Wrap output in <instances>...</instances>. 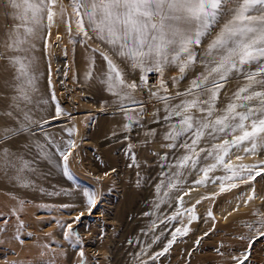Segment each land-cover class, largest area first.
Returning <instances> with one entry per match:
<instances>
[{
	"label": "rangeland",
	"instance_id": "rangeland-1",
	"mask_svg": "<svg viewBox=\"0 0 264 264\" xmlns=\"http://www.w3.org/2000/svg\"><path fill=\"white\" fill-rule=\"evenodd\" d=\"M0 2V37H2L5 26L11 28L4 22L14 24L15 21L5 17L2 0ZM63 3L67 6L70 0H63ZM69 24H71V32L68 28ZM36 43L35 55L38 57L39 67L42 68H39V71L42 70L46 82L45 89L50 109L46 115L39 116L31 112L29 114L34 120L46 119L50 123L44 124L43 130L33 125L35 135L22 134L14 137L6 146L15 157H22L23 160L31 162L30 167L34 171L25 169L18 173L17 169L20 168L21 162L15 160V157H13L15 168L0 167V221H6V223L0 222V229H6L0 231V264H145V262L146 264H236L232 257H241L245 249L250 251L249 259L245 264H264V238L257 240L250 248L247 239L239 238L255 235V232L246 225L261 218L257 213L264 214V172L254 181L237 182L238 187L224 192L220 191V181L212 183L209 180V185L208 183L202 185L203 189L196 197L187 198L193 184H196L195 180L201 179L203 174L186 169L183 170V175L173 176L177 169L175 167L169 169L166 166L174 165L176 156L184 154L185 150H174L164 146L170 141L163 139L165 132L168 131V122L163 120L165 116L163 104L155 99H149L148 90L138 89L134 96L138 100L145 101L144 115L139 123L130 122L118 109L115 103L116 97L100 83V79L107 71V63L103 61L100 52H107L112 56L118 67L125 71V79L131 81L134 78H130V69L125 67L127 62L113 56L110 48L98 40L88 41L87 45L82 43L77 35L75 18L71 16L70 7L65 18L63 20L57 18L52 25L50 35L47 37V47L43 41ZM201 45L197 51L203 55L206 44ZM94 48L100 51L94 53L91 51ZM57 53L68 57L70 61L69 71L63 80L65 84H72L70 88L62 87L58 74ZM93 60L94 69L90 67ZM4 63L6 61L0 60V67ZM196 68L204 70V66L197 63L196 67L186 74L184 80H178L175 84L172 78L179 77L178 69L166 68L162 75L159 73L160 80L154 90L164 94L160 88L161 81H164L169 94L174 96L177 91L183 92L194 75H198L195 72ZM89 71H92V78L86 79V73ZM229 83L225 85L226 91L221 93L223 104L219 105L220 107L228 102L226 97L231 96L238 85L246 81L240 79ZM53 93L55 100L51 99ZM3 102L0 85V136L4 135L5 128L18 127V121L23 122L24 112L21 110L20 114L18 110H10L12 116H7L4 114L6 108L4 109ZM179 102V99L172 101L173 104ZM125 104L129 109L139 110V105L127 101ZM57 105L62 110L58 118ZM106 106L108 109L105 108V113L97 112L96 107ZM149 110L152 112L150 118L146 116ZM15 111L17 113H13ZM151 122H157L158 126L153 127L155 124ZM126 124L130 125L128 130L125 129ZM67 129H75V131L70 134ZM153 130L155 134L150 135V131ZM45 134L61 144L70 138L75 140L76 147L71 150L68 166L79 183L77 180H68L62 168L56 166L63 163L62 158L55 153L51 145L46 143ZM113 137L117 139L112 141ZM36 142L53 153L51 161L42 158ZM202 146L208 147V144L202 143ZM133 154H135V162L132 160ZM235 154L242 159L245 157L244 160H234ZM165 156L168 157L167 160L164 159ZM225 161H230L238 170L240 165L249 168L256 166L259 169L264 167L259 163L264 161V150L258 148L256 154H251L233 148L229 156L225 157ZM214 162L211 158L203 161L204 164ZM113 168L125 169L127 172L126 179L122 182L123 190L120 192L115 191L116 182L110 174ZM162 173H167V177H171V182L176 183L177 187L170 188L167 177ZM209 174L214 178L226 173L222 167H218ZM161 181L165 184L158 192L157 186ZM131 185L132 187L129 188ZM19 186H23L22 191L17 188ZM82 186H89L101 193L100 203L91 214L82 206L80 196ZM253 188L255 198L249 200ZM34 192L40 194V197H32ZM41 193H47V198ZM54 200L55 202H52ZM21 201H23L22 206ZM64 205L68 207H62ZM193 205L198 219L190 220ZM81 211H84L82 220L73 224L80 240L76 241L75 237L71 241L65 239L58 221L71 222ZM177 211L183 215L175 221H169L168 218ZM209 211L213 216L208 215ZM21 221L23 227H20ZM177 227L188 228L187 235L177 234L175 243L167 253L155 260L151 259L167 246ZM21 240L23 243L20 242ZM81 251L83 256L80 255Z\"/></svg>",
	"mask_w": 264,
	"mask_h": 264
},
{
	"label": "snow or ice",
	"instance_id": "snow-or-ice-1",
	"mask_svg": "<svg viewBox=\"0 0 264 264\" xmlns=\"http://www.w3.org/2000/svg\"><path fill=\"white\" fill-rule=\"evenodd\" d=\"M2 3L5 17L15 23L11 28L5 26L0 37V60L6 61L13 70L16 95L12 100L18 111H21L18 102L32 104L33 94L39 92L38 82L43 74L39 71V61L35 55L36 42L43 41L47 47L52 25L57 18L63 20L70 7L82 43L87 45L88 41H100L110 48L113 56L127 62L132 71L139 72V84L136 79L126 80L112 56L100 52L107 63V71L100 83L116 97L118 109L130 122L139 123L144 115L145 101L136 99L134 93L147 86L149 73L162 75L166 68L175 67L180 73L178 78H172L175 84L178 80H184L197 63L204 66V70L190 80L185 90L177 91L174 96L168 93L164 81L160 84L164 94L148 89L149 99H155L164 106L163 120L168 122V131L163 139L170 141L164 146L185 150L184 154L176 156L174 165H166L169 169H177L173 176L183 175L186 169L198 171L203 176L195 180L196 184L220 181V191L224 192L238 187L237 182L250 183L264 172V167L257 169L256 166L249 168L245 165H240L238 170L230 161H225L233 148L251 154H256L258 148L264 150V0H70L67 6L63 0H2ZM68 28L71 32V24ZM202 43L206 44V50L200 55L197 49ZM91 51L95 53L100 50L94 48ZM94 63L93 60L90 64L93 69ZM85 78L91 79L92 71L87 72ZM240 79L246 83L238 85L231 96L226 97L228 102L220 107L225 85ZM51 99L55 100L54 93ZM176 99L180 102L173 104L172 101ZM126 101L139 105V110L129 109ZM48 102L42 98L36 101L37 106L47 105ZM61 111L57 105V116ZM4 114L12 116L10 111ZM47 123L48 120H34L29 112L24 111L23 122L18 121V127L3 130L0 144L22 134L35 135L32 126L43 130V125ZM129 128L130 125L126 124L125 129ZM67 131L71 134L75 129ZM149 134L154 135V130ZM45 141L62 158L63 163L56 166L62 168L68 180H77L68 166L71 150L76 147L75 140L70 138L61 144L45 134ZM202 143L208 144V147L202 146ZM36 147L40 149L42 158L52 160L53 153L44 145L36 142ZM13 157L15 154L10 148L0 149V167L15 168ZM167 158L164 157L165 160ZM209 158L215 162L204 164L203 161ZM237 159L242 157L237 156ZM15 160L21 162L18 172L25 169L34 171L30 167L31 162L22 157H15ZM132 160L135 162V154ZM259 163L264 165V161ZM218 167H222L226 174L210 177L209 173ZM162 175L167 177V173ZM167 179L170 188L177 187L176 183L171 182V177ZM164 184L161 181L157 186L158 192ZM80 191L82 206L91 214L100 203L101 193L89 186H82ZM254 198L253 188L248 199ZM194 209L195 205L192 206L190 220L198 219ZM181 215L183 213L177 211L168 219L175 221ZM208 215L213 216L211 211ZM257 215L261 218L246 225L255 235L239 237L247 239L249 248L264 238V214ZM83 216L84 211H81L71 222L58 221L65 239L71 241L75 237L76 241L80 240L73 224L79 223ZM20 227H23L22 221ZM188 231L186 227H177L167 246L151 259L167 253L175 243L177 234L184 236ZM20 242L23 243L22 240ZM80 255L83 256L82 251ZM249 255V249H245L241 257L233 256L232 259L236 264H245Z\"/></svg>",
	"mask_w": 264,
	"mask_h": 264
},
{
	"label": "bare ground",
	"instance_id": "bare-ground-1",
	"mask_svg": "<svg viewBox=\"0 0 264 264\" xmlns=\"http://www.w3.org/2000/svg\"><path fill=\"white\" fill-rule=\"evenodd\" d=\"M1 3V2H0ZM2 5V4H1ZM6 25H9V26H11L12 27V25L13 24H10L11 22H4ZM2 24V23H1ZM2 25H4V24H2ZM1 35V34H0ZM213 35H215V33L213 34ZM58 44L60 45V43L58 42ZM202 46V45H201ZM57 48H59L58 46H57ZM203 48V47H202ZM60 49V48H59ZM42 51V50H41ZM204 51V50H203ZM57 52V51H56ZM59 53V52H58ZM57 53V54H58ZM11 54V53H10ZM57 56V55H56ZM117 59V58H116ZM104 61V60H103ZM119 61V60H118ZM57 64H58V70H59V72H58V74L60 75V80H61V82H62V87H64V86H67V87H71L72 86V84H65L64 83V76H65V74L66 73H68V71H69V68H70V61H69V59H68V57H66V56H61L60 54H58V56H57ZM125 67H127L128 69H130V72H129V74H130V78L131 77H133V76H136V74L138 73V71H132L131 70V68H130V65L128 64V63H126V66ZM195 67H196V65H195ZM39 68H41V67H39ZM42 69V68H41ZM40 69V72L42 73V70ZM200 69L198 68V70H197V68H196V71H195V69H194V71L196 72V73H200V72H202L201 70L199 71ZM44 71V70H43ZM125 72V71H124ZM56 73V72H55ZM43 74V73H42ZM68 75V74H67ZM128 75V74H127ZM195 76V75H194ZM127 77V76H126ZM0 79H1V82H0V85H1V90L3 91V105L5 106L4 107V109L6 108V112H8V111H10V110H17L16 109V107H14L13 106V100H12V97L14 96V95H16V92L14 91V88H13V85H14V83H15V81L13 80V70L12 69H10L8 66H7V63H4L3 65L1 64V67H0ZM127 79V78H126ZM45 79L43 78V75H42V77H41V79L39 80V82H38V88H39V92L38 93H34L33 94V103L32 104H26L25 102H22V101H20V102H18L19 103V105H20V109L21 110H23V111H28V112H31V113H34V115L35 114H37V115H46V114H48V110L50 109V102H48V104L47 105H44V104H39V106H37V103H36V101H38L39 99H46V100H48L49 101V99L47 98V94H46V89H45V81H44ZM130 80V79H129ZM69 83V82H68ZM230 84V83H229ZM234 85V84H233ZM143 90H148V89H151V90H154L155 88H142ZM83 90V89H82ZM70 91H71V89H70ZM86 91V90H85ZM139 91V90H138ZM155 91V90H154ZM175 91V90H174ZM80 92H82L81 90H80ZM75 93V92H74ZM83 93H85L84 91H83ZM88 93V92H87ZM175 93V92H174ZM86 95V94H85ZM49 96V95H48ZM175 101V100H174ZM2 105V106H3ZM52 105V104H51ZM2 108V107H1ZM52 108V107H51ZM105 108H107V106L106 107H96V110H97V112L98 113H100V114H103V113H105L106 111H105ZM110 108V107H109ZM108 109V108H107ZM8 110V111H7ZM54 110V109H53ZM151 110V109H150ZM147 111L146 112V116H150L151 114H152V112L151 111ZM19 112V111H18ZM50 112V111H49ZM13 113H17L16 111L15 112H13ZM20 113V112H19ZM21 114V113H20ZM54 115V114H53ZM64 115V114H63ZM49 116H51V115H49ZM42 117V116H41ZM54 117V116H53ZM52 117V118H53ZM70 117V116H69ZM151 117V116H150ZM149 117V118H150ZM39 118V117H38ZM43 118V117H42ZM47 118V117H46ZM57 118H58V116H57ZM63 118H65V117H63ZM120 118H124V117H120ZM160 118V117H159ZM66 119V118H65ZM68 119V118H67ZM66 119V120H67ZM43 120V119H42ZM41 120V121H42ZM46 120V119H45ZM56 120V119H55ZM54 120V121H55ZM60 120V119H59ZM58 121V120H57ZM52 122V121H51ZM50 123V122H49ZM55 123V122H54ZM58 123V122H57ZM106 123V122H105ZM152 124H155V125H153V127L154 126H156L157 125V122H151ZM119 125V124H118ZM158 126V125H157ZM57 127V126H56ZM117 127H119V126H117ZM55 131V130H54ZM44 132V131H43ZM48 132V131H47ZM56 132V131H55ZM40 133V132H39ZM57 134V133H56ZM54 135H55V133H54ZM150 136V135H149ZM163 136V135H162ZM43 137V136H42ZM118 137V136H117ZM117 137H113V140L112 141H115L116 139H117ZM28 138V137H27ZM31 138V137H30ZM34 138V137H33ZM35 140V139H34ZM27 141V140H26ZM159 141V140H158ZM11 142V140L10 141H8L6 144H4L3 146H0V149H2V148H4V147H6L7 145H9V143ZM45 142V141H44ZM32 143V142H31ZM157 144V143H156ZM15 147V146H14ZM237 156H239V155H236L235 154V157H234V160H236L237 159ZM233 158V157H232ZM244 158L245 157H243V159L242 160H244ZM246 159L248 160V157H246ZM235 162V161H234ZM237 162V161H236ZM241 162V161H240ZM246 162V161H245ZM38 164V163H37ZM31 165V164H30ZM220 171V170H219ZM176 172V171H175ZM222 172V171H221ZM220 172V173H221ZM19 173V172H18ZM17 173V174H18ZM217 173H218V171H217ZM216 173V174H217ZM14 174V173H13ZM219 174V173H218ZM18 176V175H17ZM209 176H210V174H209ZM210 177H212V176H210ZM214 177V176H213ZM45 182V181H44ZM140 184V183H139ZM208 185H209V183H208ZM212 185V184H211ZM210 185V186H211ZM4 186V185H3ZM2 186V187H3ZM11 187L10 185H5V187ZM192 186V185H191ZM49 187V186H48ZM52 187V186H51ZM132 187V185L129 187V188H131ZM208 187V186H207ZM12 188H16V187H14V186H12ZM17 188H19V190L20 191H22V189H23V186H19V187H17ZM128 189V188H127ZM141 189V188H140ZM163 189V188H162ZM203 189V186L201 185V184H193V188H192V190H191V192L187 195V198H190V197H196L197 196V194L199 193V191L200 190H202ZM210 189H212V188H210ZM6 190H7V188H6ZM35 190V189H34ZM33 190V191H34ZM44 190V189H43ZM13 191V190H12ZM27 191V190H26ZM128 192H129V190H127ZM132 192V191H131ZM79 194V193H78ZM78 194H77V196H78ZM128 194V193H127ZM41 195L44 197V198H47V196H48V194L47 193H41ZM28 196V195H27ZM32 197H35V198H39L40 197V194H38V193H36V192H34L32 195H31ZM30 196V197H31ZM42 196H41V198H42ZM81 196V195H80ZM80 196H78V197H80ZM25 197V196H24ZM56 197V196H55ZM71 197V196H70ZM76 197V196H75ZM77 197V198H78ZM59 198V197H58ZM54 199V198H53ZM74 199V198H73ZM80 199L81 198H79L78 200L80 201ZM42 200V199H41ZM46 200V199H45ZM76 200V199H75ZM77 200V201H78ZM52 202H55V200L54 201H52ZM75 202V201H74ZM59 203V202H58ZM67 204V203H66ZM248 206V205H247ZM34 207V206H33ZM73 207H75L74 205H73ZM67 208V207H66ZM241 208V207H240ZM248 209V208H247ZM246 209V210H247ZM75 210H76V208H75ZM245 210V211H246ZM262 210V209H261ZM235 211H237V210H235ZM249 211H251V210H249ZM257 211V210H256ZM77 213V212H76ZM79 213V212H78ZM251 213H253V211L251 212ZM251 213H250V217H251ZM68 214V213H67ZM72 215V214H71ZM76 215V214H75ZM248 216V215H247ZM229 217V215L227 216V218ZM241 217V216H240ZM239 217V218H240ZM227 218H225V219H227ZM247 218V217H246ZM35 220V219H34ZM10 225V224H9ZM10 227V226H9ZM231 227V226H230ZM14 233V232H13ZM15 234V233H14ZM241 235V234H240ZM3 236V235H2ZM5 237V236H4ZM3 238V237H2ZM15 238V237H14ZM2 241H4V240H2ZM7 241V240H6ZM5 243V242H4ZM223 243V242H222ZM25 245V244H24ZM220 245V244H219ZM32 250H33V247H32ZM223 251H224V249H222ZM24 253V252H23ZM34 253V252H33ZM224 253V252H223ZM227 255V254H226ZM229 255V254H228ZM208 256V255H207ZM209 257V256H208ZM229 257V256H228ZM203 258V257H202ZM207 258V257H206ZM225 258H227V257H225ZM214 260V259H213ZM222 261V260H221ZM218 262V261H217ZM226 262V261H225ZM213 263H214V261H213Z\"/></svg>",
	"mask_w": 264,
	"mask_h": 264
},
{
	"label": "built area",
	"instance_id": "built-area-1",
	"mask_svg": "<svg viewBox=\"0 0 264 264\" xmlns=\"http://www.w3.org/2000/svg\"><path fill=\"white\" fill-rule=\"evenodd\" d=\"M138 76H139V72L136 74V76H133V78L136 79L138 83H140V81L138 80ZM159 80H160V74L157 72H151L148 74L147 86L143 88H154L158 84ZM110 174L116 182L115 191L120 192L121 190H123L122 182L126 179V175H127L125 169L117 170L116 168H113L110 171Z\"/></svg>",
	"mask_w": 264,
	"mask_h": 264
}]
</instances>
